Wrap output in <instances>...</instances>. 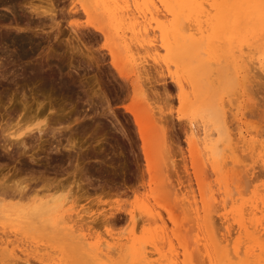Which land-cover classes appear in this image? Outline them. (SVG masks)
<instances>
[{
    "label": "rangeland",
    "instance_id": "rangeland-1",
    "mask_svg": "<svg viewBox=\"0 0 264 264\" xmlns=\"http://www.w3.org/2000/svg\"><path fill=\"white\" fill-rule=\"evenodd\" d=\"M86 1L0 2V191L5 184L4 195L0 194V239L11 242H0V264H91L63 237L64 224H71L63 223L69 215L91 221L82 222L87 223L83 233L88 243L110 238L127 245L136 242L147 247L155 264H205L202 244L209 236L206 233L215 229L217 236H226V227L234 230L233 235L227 234L230 249L238 239L240 246L243 241H247L245 247L251 245L244 235L238 236L232 220L223 223L222 215L235 204L212 213V220L219 222H213L214 227L222 225L221 230L220 226L201 228L197 217L203 214L199 190L208 197L232 185L233 193L241 191L244 198L235 194V198L241 196L236 206L245 202L247 206L255 198L264 200V70L254 65L253 73L246 74L243 61L247 54L257 61L264 57V31L235 43L233 55L224 52L216 62L211 60L216 67L212 92L196 101L190 89L181 92L176 87L171 77L174 67L168 71L148 59L146 73L139 74L130 61L131 55L138 56L134 47L132 51L123 48L113 57L111 50L120 40L111 19L95 9L86 14ZM233 59L238 61L237 74ZM49 76L62 81H50ZM135 118H141L142 132ZM189 119L210 122L216 137L222 126L221 141L227 144L229 140L232 149L238 146L232 154L226 151L229 165L225 169L215 173L203 158L192 162ZM43 122L54 132L33 129ZM238 132L257 140L259 149L237 145ZM50 180L54 181L48 184ZM21 184L31 190L27 189L28 198H18L15 185L19 189ZM147 212L157 221L147 220ZM198 246L204 252L197 251ZM116 256L112 264H130L126 252Z\"/></svg>",
    "mask_w": 264,
    "mask_h": 264
},
{
    "label": "bare ground",
    "instance_id": "bare-ground-1",
    "mask_svg": "<svg viewBox=\"0 0 264 264\" xmlns=\"http://www.w3.org/2000/svg\"><path fill=\"white\" fill-rule=\"evenodd\" d=\"M0 2H5V0H2ZM86 2L87 3L85 5H83V10L86 14L90 15L92 13L93 9H95L98 13L102 12V11L107 13L111 19V25H112L111 27L114 28L113 30L117 34L116 38L118 40H120V41L114 43V48L111 50V54L113 57L117 58L119 53H121L123 51V48L124 49L126 48L129 51H132V49L134 47L135 49H133V52L136 53L138 56L134 57L133 55H131L132 60H130V61H132V64L136 67L139 74L140 73L141 74L146 73L147 69H145V68H147L148 66L147 67H145V66L147 65L149 60L151 61V64L153 63L156 65H159V67L164 66L166 68V70H168V71L171 67H174L175 71H173V73H171V77L174 80L176 87L181 92H184L185 90L187 91V89H190L189 93H191V95H193L195 97L196 101H200L203 96H205V98H203V99L208 98L212 92L213 81L215 79V78L213 79V76L215 75L216 67L215 68L212 67L213 64L211 63V60L214 59L213 62H216L215 58L219 55H223L224 52L232 54V48L234 47L235 43L240 44L242 41H244L246 36L254 34L258 31H264V0H87ZM98 15H100V14H98ZM107 32H108V30L106 31L105 35L107 34ZM119 34H120L121 38H120ZM125 36H127V37H125ZM112 38H113V36H112ZM116 38H115V40L117 41ZM248 40H250V39H248ZM123 41L125 42V44H122ZM223 41H224V43H223ZM223 44L225 47L223 46ZM245 49H243V50H245ZM250 49H252V47ZM243 50H242V52L244 53ZM246 52L248 53V51H246ZM252 52L253 51H251V53ZM247 53H244V55ZM238 56H237V59L238 58L241 59L244 57L243 56L240 58ZM248 57H249V59H248ZM253 59L251 58V56H248V54H247L246 58H244V60H243V61L247 62V63L245 62L247 65L244 64V65H246V69H244V70H246L245 72H247L246 74L251 73V70L253 73V70L256 69V68H254V65H257L259 68H261V70H264V57H262V59H258V61L255 58L256 60L255 59L254 60L257 62L253 61ZM233 62H234V68L236 70L235 73L237 74V70H239L238 69L239 66H238V64H236V62H238V61H235V59H233ZM241 66H242V64H241ZM156 68H157V66H156ZM151 69L152 68H148V70H151ZM230 69H228V70H230ZM241 69H243V68L241 67ZM153 70H154V68H153ZM239 73H241L240 76H242V72H239ZM51 75L53 76V74H51ZM228 75H229V72H228ZM37 76H38V78H40V77L43 78V76H41L40 74ZM240 76L238 75V77H240ZM45 78L48 79V76ZM50 78H52L51 76H49V80L52 81ZM53 78L55 81L59 80L57 78V76L53 77ZM54 80H53V83H54ZM60 80H61V78H60ZM46 84H48V83H46ZM49 84H50V82H49ZM58 84H60V82H58ZM62 84L64 85L65 83H62ZM133 86H137V81H136L135 85L133 84ZM134 88H137V87H134ZM180 101H182V103H184V99H181ZM192 109H193V106H192ZM217 111H219V110L217 109ZM207 114H209L210 116L212 115V113H207ZM135 121H136L137 126L140 129L139 130V132H140L141 127H142L141 118H140V120L138 118H135ZM197 122H198V120L197 121H195V120L190 121V119L188 122L189 127H188L187 140H188V144H189V148H190L192 162L195 164V162H196L195 160L197 159V157L203 158L205 160V162H208L210 164L213 171L215 173H217L219 170H221L222 168L225 169V167L227 165H229V161L227 160L229 156L226 155V151L228 150V154L229 153L232 154L234 150L235 151L237 150L236 148H238V146L236 148H233L234 149L233 150L232 146H231L232 143H230V145H228L230 142L229 140L227 141V144H225L224 139H222L223 141H221L219 136H220V132H221L220 129L222 128V126L220 127L219 130L217 129L218 130V132H217L218 137H216L215 136L216 133H213V130L211 129V124H209L210 122L209 123H208V121H204L201 123H197ZM43 123H42V125H39V124H38V126L35 125V127H33V129L35 128L34 130H38L40 132H42L41 130H45V129H47L46 131L49 130V132L50 131L54 132L51 130V128L48 129L49 127L46 126L47 123L46 124L45 123L43 124ZM18 128H16V129H18ZM16 129H14V130H16ZM33 129H29V131L33 132L34 131ZM223 130L224 129H222V131ZM142 131H143V129H142ZM27 133H28V131H27ZM21 134L22 133L16 132V134H14V135L19 136ZM29 134H30V132H29ZM237 135H238V141L236 142V144L238 143L237 145H239V143H241L242 144L241 148L246 147V150H247V148L254 150L255 147L257 146L256 142L259 144V142L257 140H255L256 142H253L254 139H252V140H251V138L247 139L244 136L245 134L243 135V133H241V132H238ZM223 136H224V133H223ZM21 138H23V137H21ZM7 139H5V140H7ZM233 139H235V138H233ZM8 143H10V141H8ZM251 143L255 144V145L253 144L254 148H253ZM9 147H10V145H9ZM239 148H240V146H239ZM256 148H258V146ZM243 150H245V149H242V151ZM254 151L253 152L250 151V152L253 154ZM262 151H263V149H262ZM262 151H260L259 154ZM248 154H249V150H248ZM246 156H247V154H246ZM230 157H231L230 161L234 162L233 157L232 156H230ZM248 157H250V156H248ZM239 158H237V159H239ZM262 158H263V156H262ZM263 160H264V158H263ZM253 162H255V160ZM263 164H264V161H263ZM232 165H234V164H232ZM235 166L236 165H234V169L236 168ZM263 167H264V165H263ZM224 169L222 172H225ZM229 169L232 170L231 168H229ZM230 170H228V171H230ZM186 171H187V169H186ZM226 172H227V170H226ZM227 173H229V172H227ZM216 175H218V174H216ZM228 175L226 177V180L229 177ZM236 175H237V173H236ZM30 180H32V178ZM30 180H29V182H30ZM52 181H54V180H52ZM52 181L50 180L47 183L49 184ZM227 182H229V181H227ZM57 184H58V182H57ZM3 185H5V184H3ZM18 185H15V186H17L15 189L17 191H15L14 188H12V189L15 192H17V194L19 196V197L18 196H16V197L23 198L26 196V193H28L27 189L28 190H30V189L25 188L26 184H25V186H23V184H21L23 187H20L18 189V187H19ZM2 186H1V191H3V189H4V188L2 189ZM6 186H4V187H6ZM203 186L206 190L207 186L206 187H205V185H203ZM229 186L230 185H227L226 187H224L222 191H216L217 193H211L208 197H206V195H205L206 192L204 193V192H202V190H199L203 214H202V216L197 217V222L201 228L208 226V227H213V229H215L216 227L218 228L220 226L219 230H221V229H223L222 225H219V226L215 225L216 227H214L213 222H215V221L212 220L213 219L212 213L213 212L216 213L220 208L222 209V211H224V209L226 210L227 205L229 206L228 203H231V205L235 204V206H233V208L231 209L230 213L225 214V215H222L223 213L221 214L223 216L222 218L224 219L223 223L229 222V220H232L234 222V228L236 230L235 232L237 234H239L238 236L244 235V237L246 238L244 240H248V243L250 242L252 244L249 245L250 243L249 244L247 243V245H249V246L245 247V243L247 241L246 242L243 241V245H244L245 249L242 250V248H244V247H241L243 245H241V246L239 245L240 241L238 239L237 243L233 246L232 249H230V246H229L230 239L228 238L227 234L228 235L231 234L232 231H234V230L229 229V227H226V233H227V234L225 233L226 236L223 234H221L220 236H217L216 235L217 229H215V231H216L215 233L214 232L206 233L209 236H206V239L204 240L205 242H203V244H202V248L206 252L207 258H206V256H204L203 258H201V261H203L206 258L205 264H207V263L208 264H264V245L262 243V240L264 242V239H263L264 217L260 216V218H263L262 219L263 221H262L259 218V216H256L259 213L264 212V200H259V199L255 200L256 199L255 198L254 201L249 202V205H247V206H245L246 202L245 203L241 202L242 205L236 206L237 201L239 199H241V196L243 198V195H242L241 191L240 192L237 191V192L233 193V189L231 187L232 185L230 186V188H229ZM9 189L11 190V188H9ZM32 189H35V188H32ZM231 189H232V191H231ZM259 189H261V188H259ZM217 190H220V188ZM256 190H258V189H256ZM262 191H263V189L261 191H259V192L257 191V192L260 195L263 193ZM46 192H44V193H46ZM30 193H31V190H30ZM254 193H256V191H254L253 194ZM0 194H2V192ZM10 194H12V193H10ZM10 194L7 196H10ZM13 194H14V192H13ZM235 194H237V195L241 194L239 199L235 198ZM3 195H4V191H3ZM34 195H35V193H34ZM254 196H255V194H254ZM25 198H28V197H25ZM13 199H15V197H13ZM243 199L241 201H243ZM184 203H186V201ZM192 205L194 206L195 214L197 215L198 210H199V209H197V202H194ZM42 207H44V204L42 205ZM39 209H42V208L39 206ZM37 211H39V210H37ZM146 214L148 215L147 220L152 219L155 222L157 221V218L152 213L147 212ZM199 214H200V212H199ZM39 215H40V213H39ZM79 216L80 215H78V217ZM68 217L66 218L67 220L62 218L65 220L63 223L71 222V224H67V225L64 224L63 228L61 229L63 231V237L66 238L67 241H69V244L73 248H76V249L82 251L83 254L86 256L87 260L90 261L91 264H112L113 258H114V260L115 259L117 260V258H115L114 256L118 255L116 257L120 258L119 254H122V252L127 253V257L130 258V264H155V262H152V260L149 259L150 255L152 253L147 251V249H146L147 247L142 246V245L138 246V245H136V242H132L131 244L127 245V243L122 242V240L119 238H110V240L106 239L103 242H97V243H93V244L88 243L87 242V236H86V234L83 233V229H85L84 225H86L87 223H89L91 221L87 222L84 219L85 218L84 216H81L80 219L77 217V219H79V220H76L75 218L74 219L68 218ZM71 217H73V216H71ZM83 219L87 223L85 221H84V223H82ZM218 219H219V217H218ZM97 220H98V218H97ZM216 221H217V219H216ZM220 221H221V219H220ZM58 222H60V221H58ZM217 222H215V224H217ZM218 224H219V222H218ZM47 226H48V224H47ZM231 226L233 228V224ZM15 230L17 231V229H15ZM207 230H208V228L206 229V231ZM56 231H58V230H56ZM233 233H232V235H233ZM230 237H231V235H230ZM199 239L201 241L200 237H199ZM0 242L6 243V245L11 243L7 239H5V240L0 239ZM22 243H24L23 245L26 244V242H22ZM196 243H197V241H196ZM27 245L32 246L31 243H27ZM196 245H199V244H196ZM199 247L200 246H198L196 248V249H198L197 251H203V249L199 248ZM153 249L156 251H159L158 248H155L154 246H153ZM255 249H258V252H256ZM22 251L25 253L26 249H23ZM11 252H13V251H11ZM25 255L26 254H24V256ZM13 256H15V255H13ZM200 257H201V254H200ZM171 260H173V259H171ZM207 260H208V262H207ZM15 261L19 262L18 259L17 260L15 259L14 263H15ZM54 263H56V262H54ZM7 264H9V263H7ZM88 264H89V262H88ZM184 264H186V263H184ZM202 264H204V261L202 262Z\"/></svg>",
    "mask_w": 264,
    "mask_h": 264
}]
</instances>
